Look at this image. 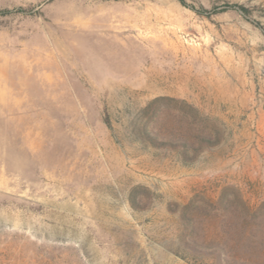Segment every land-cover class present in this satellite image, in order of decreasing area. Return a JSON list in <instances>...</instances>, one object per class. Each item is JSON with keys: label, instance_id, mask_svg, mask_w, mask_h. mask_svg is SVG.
<instances>
[{"label": "rangeland", "instance_id": "1", "mask_svg": "<svg viewBox=\"0 0 264 264\" xmlns=\"http://www.w3.org/2000/svg\"><path fill=\"white\" fill-rule=\"evenodd\" d=\"M0 264H264V0H0Z\"/></svg>", "mask_w": 264, "mask_h": 264}]
</instances>
